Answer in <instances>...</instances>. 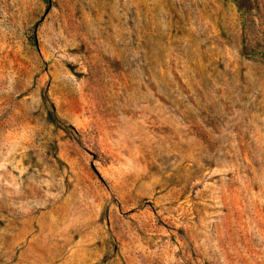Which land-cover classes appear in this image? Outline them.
Returning <instances> with one entry per match:
<instances>
[{
    "label": "rangeland",
    "instance_id": "obj_1",
    "mask_svg": "<svg viewBox=\"0 0 264 264\" xmlns=\"http://www.w3.org/2000/svg\"><path fill=\"white\" fill-rule=\"evenodd\" d=\"M0 264H264V0H0Z\"/></svg>",
    "mask_w": 264,
    "mask_h": 264
}]
</instances>
